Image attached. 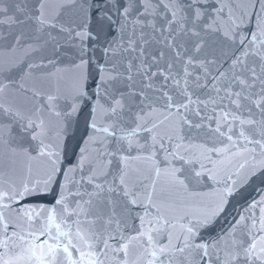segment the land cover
<instances>
[{
    "label": "snow or ice",
    "instance_id": "6c2138e0",
    "mask_svg": "<svg viewBox=\"0 0 264 264\" xmlns=\"http://www.w3.org/2000/svg\"><path fill=\"white\" fill-rule=\"evenodd\" d=\"M0 264H264V0H0Z\"/></svg>",
    "mask_w": 264,
    "mask_h": 264
},
{
    "label": "water",
    "instance_id": "95a60500",
    "mask_svg": "<svg viewBox=\"0 0 264 264\" xmlns=\"http://www.w3.org/2000/svg\"><path fill=\"white\" fill-rule=\"evenodd\" d=\"M91 84V81H90ZM83 120H84V113H81L79 116V125L73 124L70 129V139L68 140V152L67 156L69 159H72L73 151H78L77 144L80 141V137L83 134ZM259 181H255L254 183H258ZM251 191V189H249Z\"/></svg>",
    "mask_w": 264,
    "mask_h": 264
}]
</instances>
